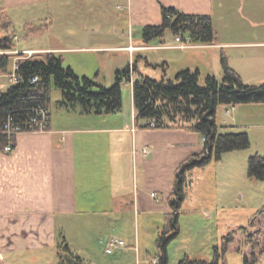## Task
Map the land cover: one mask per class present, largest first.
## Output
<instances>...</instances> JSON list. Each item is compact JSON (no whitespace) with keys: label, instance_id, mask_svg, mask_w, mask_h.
Returning a JSON list of instances; mask_svg holds the SVG:
<instances>
[{"label":"crops","instance_id":"1","mask_svg":"<svg viewBox=\"0 0 264 264\" xmlns=\"http://www.w3.org/2000/svg\"><path fill=\"white\" fill-rule=\"evenodd\" d=\"M163 6L210 15L218 37L215 43L191 42L186 48L158 47L194 49L177 72L200 69L198 61L204 58L200 48L214 52L231 48L233 58L243 59L264 51V0H0V8L13 21L20 19L26 30L35 21L46 26L41 34H48L52 42L24 49L35 50L41 57L86 50L119 58L112 62L111 84L117 70L133 61L135 52L150 49L131 52L128 47L143 45L141 27L161 23ZM96 34L106 38L95 39ZM161 59L169 65L168 58ZM210 67L206 74L211 73ZM125 86L129 89L127 97L123 89V109L114 113H85L80 106L65 109L69 107L60 103L61 90L53 88L50 109L60 103L62 113L51 109L49 128L21 132L11 152L0 149V258L33 246L54 247L57 229L71 225L83 240L101 233L107 243L112 229L120 233V225L130 215L138 224L142 214L161 213L166 219L177 167L203 150V136L178 128L137 127L133 86L130 82ZM233 107L236 121L253 113L250 107ZM153 192L158 197H152ZM255 264H264V254Z\"/></svg>","mask_w":264,"mask_h":264},{"label":"trees","instance_id":"2","mask_svg":"<svg viewBox=\"0 0 264 264\" xmlns=\"http://www.w3.org/2000/svg\"><path fill=\"white\" fill-rule=\"evenodd\" d=\"M14 23L9 14L0 8V50L15 49ZM29 31H33L31 28ZM167 31L175 36H187L196 43H215L218 41L212 17L205 14L187 13L178 8L163 6L162 21L159 24H147L141 27V44L149 45L159 39L161 43ZM36 32V31H35ZM222 78L206 74L201 82L200 69L186 68L174 77L164 74L161 78L149 75L138 77L133 81L134 106L136 109V126L155 129H185L198 132L205 138L201 152L185 158L177 167L174 186L169 196L171 211L166 214V224L159 231L155 257L157 264H169L168 247L180 233V209L185 200L187 173L196 167L208 164L213 158L221 159L223 153L251 146L249 133L246 131H226L229 126L219 125L217 112L220 105H237L243 103H264V82L247 83L229 64L226 54L222 53ZM11 55L0 52V75L10 73ZM165 64V63H164ZM136 64H128L117 70L115 81L109 86L97 82L87 75H79L72 66H65L63 57L54 52L44 56L18 59L16 70L18 80L6 89L0 88V125L9 120L14 125H24L38 116L41 105L49 106L52 99L53 82L62 92L60 101L65 106L80 104L85 113H114L123 109V84L131 81ZM37 76L35 82L31 80ZM155 122L154 127L149 123ZM10 142L8 135L0 133V149ZM248 176L264 180V156L254 154L248 159ZM264 221V207L259 209L251 221L253 226ZM247 226L234 229L225 237L222 245L214 246L211 259L195 258L188 254L179 264H222L230 249H241L240 240ZM264 236V231L261 232ZM260 233V234H261ZM256 235V234H255ZM253 233L246 239L243 251L244 264H255L264 254L263 241ZM239 244V245H238ZM63 252L59 264H81V258L75 256L64 240Z\"/></svg>","mask_w":264,"mask_h":264},{"label":"rangeland","instance_id":"3","mask_svg":"<svg viewBox=\"0 0 264 264\" xmlns=\"http://www.w3.org/2000/svg\"><path fill=\"white\" fill-rule=\"evenodd\" d=\"M13 22L14 32L18 36L15 39V44L20 48L19 50H26L24 48L52 42L48 34H41L46 29L42 22L35 21L36 23L31 26L33 31L26 30L24 25H21L22 21L18 18L14 17ZM2 34L5 33L0 31V36ZM78 36L81 39L82 33L81 36ZM96 37L95 39L106 38V36L100 34H96ZM163 42L173 44L177 42L176 36L171 31H167ZM77 43L91 44L90 42ZM152 43L162 44L159 39L153 40ZM200 49L204 52L202 53L203 60L198 61L201 82L204 81L208 65L211 66V73L219 79L222 78V53L226 54L231 66L239 68L241 71L239 73L244 81L255 83L264 81L263 50L259 51L256 56L250 55L251 57L243 59L233 58L234 53L231 48L226 49L228 52H222L218 48L215 52L208 50V48ZM192 50L194 49H158L150 47L148 50L135 52L132 62H135L137 69L134 74L132 73V80L127 82H130L133 86V81L142 74L153 78H161L164 74L173 77L181 62L186 60L185 58L192 53ZM10 55V69L12 71L15 61L18 62L21 57L14 52ZM38 55L34 53L33 56ZM63 55L65 66L70 65L79 75H87L105 85H110L112 82H109V76L112 73V62L120 61L119 58H113L108 53L86 50L64 52ZM161 57L168 58L169 65ZM8 74L0 75L1 89H6L12 85ZM53 88L58 89L54 82ZM123 89L124 95L127 97L128 86ZM247 104L251 105L253 103L220 105L218 107L217 121L219 125L229 126L226 129L221 128V131H246L249 133L251 146L227 151L223 153L221 159L213 158L208 164L196 167L187 173V182L190 185V181H192V186L185 185L186 197L180 209L179 217L180 233L168 247L169 264H179L180 259L186 254L195 258H212L214 256V246L222 245L225 237L234 229L240 231L238 226L247 225L246 231L243 232L244 235L240 240V245L238 244L241 249L228 250L222 264H244L243 251L246 250L245 244L249 234H256V240L259 238L263 241L264 239H262L264 236L261 233L264 231V221L257 222L253 226L249 223L255 213L264 207V180H257L248 176L249 157L257 153L264 156V103H255L254 106H246ZM76 105L80 106L78 103ZM240 105L245 108L244 110H246V107H250L249 109L253 113L248 114L250 115L248 117L243 114L236 121L232 117L233 106ZM51 106L54 114L62 113L60 103H53ZM68 107L65 109L73 110V106ZM156 194L158 195V193ZM151 196L154 197L152 194ZM165 224V216L161 213H153L149 216L148 214H142L139 224L135 215H130L128 221L120 225L122 228L120 233L112 229L111 236H116L125 241L124 248L115 249L112 253H107L106 243L100 241V239L104 240V235L100 237L101 233L91 234L87 240H83L84 236L76 232L73 225H71L68 227L69 229L61 228L62 231L59 230L60 228L57 229L55 234L56 246H33L16 250L10 252L4 258H0V264L3 261L6 264H59L61 260L60 252L61 254L63 252L68 254V252L62 250L64 240L69 245L72 253L82 259L81 264H151L158 252L156 240L159 230L163 229ZM159 226L161 229L158 228ZM133 245L138 247V251L134 249Z\"/></svg>","mask_w":264,"mask_h":264},{"label":"built area","instance_id":"4","mask_svg":"<svg viewBox=\"0 0 264 264\" xmlns=\"http://www.w3.org/2000/svg\"><path fill=\"white\" fill-rule=\"evenodd\" d=\"M176 41L178 42L175 45L172 44H165L162 43L161 45L158 46H150V45H141V46H134L130 45L128 48L129 50L132 52L137 48H150V47H181V48H186V47H190L191 46V40L189 37L187 36H181L178 35L176 36ZM2 52H8V53H17L18 55H25L27 57H31L34 55V53H36L35 50L32 49H26V50H1ZM22 52V53H21ZM133 63V62H132ZM18 68V62H15V65L13 67V70L8 74L9 75V79L11 84H14L17 82L18 80V75H17V70ZM38 77L35 76L31 82H35L37 81ZM3 86V85H1ZM38 116H34L32 117L31 121L28 122L27 124L24 125H14L11 120H9L5 125H0V133H4L6 135H8L10 142L8 144H6L3 149H1L4 152H11L14 149V145H15V138L16 136L24 131H45L49 128L50 126V122H51V109L49 106H43L41 105L38 109ZM150 127H154L155 126V122L151 121L149 123ZM203 140H205V138L203 137ZM154 197H158L156 193H151ZM100 241L102 243H105L103 239H100ZM125 245V241L123 239H120L116 236H112L110 237V239L108 240V242L106 243V252L107 253H112L114 252V250L118 247L124 246ZM137 248V246H135ZM158 263V259L157 257H154L152 260V264H157Z\"/></svg>","mask_w":264,"mask_h":264}]
</instances>
